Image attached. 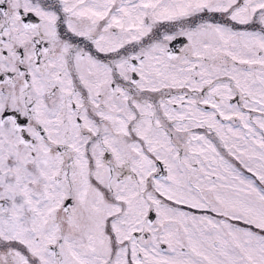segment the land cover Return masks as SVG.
I'll list each match as a JSON object with an SVG mask.
<instances>
[{
  "label": "snow or ice",
  "instance_id": "obj_1",
  "mask_svg": "<svg viewBox=\"0 0 264 264\" xmlns=\"http://www.w3.org/2000/svg\"><path fill=\"white\" fill-rule=\"evenodd\" d=\"M0 264H264V0H0Z\"/></svg>",
  "mask_w": 264,
  "mask_h": 264
}]
</instances>
